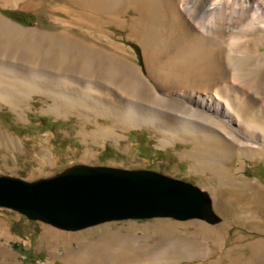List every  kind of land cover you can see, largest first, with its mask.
Masks as SVG:
<instances>
[{"label":"bare ground","instance_id":"obj_1","mask_svg":"<svg viewBox=\"0 0 264 264\" xmlns=\"http://www.w3.org/2000/svg\"><path fill=\"white\" fill-rule=\"evenodd\" d=\"M58 1L41 0L38 10L47 11L48 2ZM61 3L58 9L70 19L58 20L57 27H26L3 9L23 4L31 9L35 0H0V111L9 106L21 120L29 121L36 96H44V113L79 117L86 126L82 135L95 143L111 139L121 144L124 132L135 127L154 129L163 147L191 143L185 157L194 171L211 173V189L203 190L227 214L240 207L234 204L242 199L232 189L263 188L246 175L244 158H264V38L252 36L264 30V0ZM112 32L130 41L119 42ZM127 44L138 52L128 51ZM90 125L95 129L91 131ZM1 146L16 152L25 142L0 128ZM40 156L43 165L54 163L50 151ZM93 156L86 154L88 161ZM236 157L242 158L241 176L228 165ZM225 187L231 190L219 196L218 190ZM187 220L198 233L225 237L224 230L205 219ZM246 248L253 251L248 258ZM5 249L0 255L10 252ZM243 250L231 264H264V239ZM206 252L211 264H222L197 235L155 243L116 237L92 252L75 253L72 260L160 264L199 259Z\"/></svg>","mask_w":264,"mask_h":264},{"label":"rangeland","instance_id":"obj_2","mask_svg":"<svg viewBox=\"0 0 264 264\" xmlns=\"http://www.w3.org/2000/svg\"><path fill=\"white\" fill-rule=\"evenodd\" d=\"M35 6L24 9L5 8L4 12L15 21L26 27L41 25L59 26L58 20L70 19L64 11L58 9L63 0L48 4V10L40 12ZM204 2V1H203ZM0 9H2L0 7ZM95 33V32H91ZM112 37L119 42L129 38L123 34ZM252 35V34H251ZM257 39L264 38V30H256L252 35ZM91 40V39H90ZM92 41H97L92 39ZM130 41V40H128ZM264 43V42H262ZM128 51L138 52L133 44H127ZM253 47H256L253 43ZM264 51V45L262 46ZM44 96H36L30 120L23 121L9 106L0 111V128L8 130L13 136L25 142L24 149L16 152L0 147V175L18 177L28 181L51 178L75 165L109 166L127 170H151L166 176L193 183L202 190L211 189L209 171H194L192 161L185 153L193 148L191 143L178 141L163 147L160 135L149 127H135L124 132L121 144L108 139L95 143L91 138L82 135L85 125L77 116L70 118L57 117L55 114L42 111ZM104 124L110 121L103 119ZM91 131L95 129L90 125ZM50 151L54 163L43 165L41 153ZM94 153L87 160L86 154ZM246 175L263 184L260 190L238 191L237 189L220 188L218 195L230 191L242 199L231 214L225 213L214 202L213 210L216 218L208 220L224 230V238H217L205 231L198 233L195 226H189L191 220H178L171 217L151 219H129L111 221L92 226L84 230H66L54 225L29 219L26 215L5 207H0V249H9L0 255V264H75L72 256L80 251H93L96 247H104L109 239L138 237L143 241L155 243L162 239L185 238L197 235L206 249L212 251L214 260L222 258V264H231L233 258L240 255L243 246L264 239V158L257 155L244 158ZM46 161V159H44ZM88 161V162H87ZM228 165L237 176H241L242 158L236 157ZM238 203V204H237ZM229 207H233L228 204ZM2 229V230H1ZM244 236L242 242L239 238ZM11 238V239H9ZM240 245V246H239ZM6 250V249H5ZM206 251V250H205ZM229 251V252H227ZM209 252V251H208ZM246 248V257L252 254ZM209 255L202 254L199 259L190 257L180 261L163 262L160 264H211Z\"/></svg>","mask_w":264,"mask_h":264},{"label":"water","instance_id":"obj_3","mask_svg":"<svg viewBox=\"0 0 264 264\" xmlns=\"http://www.w3.org/2000/svg\"><path fill=\"white\" fill-rule=\"evenodd\" d=\"M0 207L73 231L129 219L216 218L206 192L191 182L109 166L75 165L36 181L0 175Z\"/></svg>","mask_w":264,"mask_h":264}]
</instances>
